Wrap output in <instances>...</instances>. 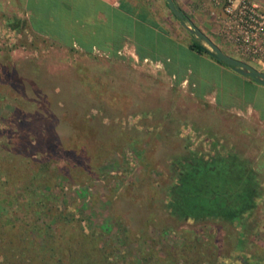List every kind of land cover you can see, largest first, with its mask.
<instances>
[{"label":"rangeland","instance_id":"1","mask_svg":"<svg viewBox=\"0 0 264 264\" xmlns=\"http://www.w3.org/2000/svg\"><path fill=\"white\" fill-rule=\"evenodd\" d=\"M163 1L168 31L185 43L198 39ZM10 2L0 1V180L7 181L0 186V259L12 244L17 261L70 262L80 244L69 236L81 227L93 234L96 254L88 256L96 264H264V178L252 167L254 154L241 151L247 141L238 136L233 114L215 103L231 100L233 90L247 94L243 75L158 40L180 64L188 61L206 75L200 88L215 84L201 95L190 76L170 72L161 60L129 56L127 47L104 56L31 31ZM239 2L178 6L224 52L264 70V0H245L262 15L253 22L236 13ZM45 5L52 33L67 37L72 30L85 44L100 38L97 23L96 35L88 34L92 0ZM159 6L153 4L161 16ZM237 154L254 170L253 203L232 216L174 211L170 191L184 162ZM62 212L66 219L57 217ZM32 237L52 250L21 255Z\"/></svg>","mask_w":264,"mask_h":264},{"label":"crops","instance_id":"2","mask_svg":"<svg viewBox=\"0 0 264 264\" xmlns=\"http://www.w3.org/2000/svg\"><path fill=\"white\" fill-rule=\"evenodd\" d=\"M7 1H11L10 3L20 7L23 14L22 17H24V21L31 31L61 43H70L71 41L72 44H76L82 50L93 54L95 51H98L99 55L104 56H108V54L113 55L119 49L127 47L129 56H133L134 54L136 57L142 59L161 60L167 64L165 66L168 67L170 72H180L190 76L194 85H196L197 92L201 95L209 91L212 93L216 87L215 84H210L208 87L204 85V87L200 88L199 81H203L206 75L198 68L193 67L188 61L180 64L179 61L168 53V51L170 52L169 49H166L164 46L163 48H160L158 45L156 46L158 40L174 48L181 47L187 49L202 62L216 67L219 70L230 72L229 69H232L229 66H227L229 69L226 68L224 64L216 61L209 54L191 48L189 46L191 41L185 43L173 33L169 32L168 28L164 25L166 17L168 16V10L159 6L160 0H92L96 6L91 10L88 17H85L89 18L93 25L90 27L88 34L96 35V23L101 27V33L99 35L100 38H91L90 42L86 44L77 41V36L72 38V30L66 31V37L64 33H52L48 29V26L52 23V15L44 12V9L48 8L45 5L47 0ZM34 1L40 2L34 6ZM173 1L175 5L181 6L180 3L185 0ZM163 2L165 3V0ZM153 4L159 6L161 16L156 15ZM165 6H167L166 3ZM0 9H5L2 3H0ZM115 20H117V23ZM74 22L78 23V25L82 24L75 20ZM114 22L119 26L115 34L113 28ZM173 23L177 25L175 22H172V25ZM98 40L102 42H98ZM232 71L234 70L232 69ZM238 78L244 84H247V94L245 90H239L240 93L238 94L237 91L233 90V92H229L231 94V100L225 98L223 100H217L215 103L220 109L233 114L235 118L234 125L238 131V136L244 139L246 138L245 140L247 141L246 148L241 151L254 154L253 156L251 155L252 167L257 173L262 174L264 178V85L255 82L246 75Z\"/></svg>","mask_w":264,"mask_h":264},{"label":"trees","instance_id":"3","mask_svg":"<svg viewBox=\"0 0 264 264\" xmlns=\"http://www.w3.org/2000/svg\"><path fill=\"white\" fill-rule=\"evenodd\" d=\"M176 7L178 6L176 5ZM189 46L199 52L207 53L215 59L210 54L208 47L198 39H192ZM216 61L227 65L222 61ZM249 164L250 160L248 158L238 154L231 157L217 155L209 159L198 157L194 162H184L183 167L179 168L176 182L170 191V205L175 212L186 217L190 215L196 218L210 215H235L245 208L246 205L253 203L250 199L251 194L249 193L251 191V185L254 184L252 181L254 170ZM3 173L4 171L2 172V170H0V174L2 175ZM4 182L0 180V186ZM54 209L59 211L57 208ZM23 215V221L27 222L28 216L26 214ZM59 216L66 219V214L64 212L57 217L59 218ZM9 224L11 225V222H9ZM52 236L53 238L58 239L55 237V234H52ZM32 238L35 239L31 243L25 245L21 249V252L19 251L21 255H33V251L36 250L35 253H39L38 256L42 257V254L46 252V248L47 250H52L51 248L53 246H42L37 242L36 237ZM69 238H72L77 244L79 243L80 248L77 249V252L75 253L76 255L74 254L72 257L70 256V262H63L64 264H96L94 261H91L88 256L89 254L93 255L95 253L94 249L89 245L94 239L91 231L84 232L81 227H79V232L76 233L73 231ZM79 239H81V241ZM14 247L15 246H12V244L5 247L6 254H3L2 252V260L0 259V264H5V261L8 264L7 260L9 259H7V257L9 255L12 257L13 264H30L27 260H16L14 256L16 255V251L13 252ZM37 248L41 251H38ZM70 249L72 252V247H70ZM96 252L98 253V251ZM98 254L99 258L103 257L102 252Z\"/></svg>","mask_w":264,"mask_h":264},{"label":"water","instance_id":"4","mask_svg":"<svg viewBox=\"0 0 264 264\" xmlns=\"http://www.w3.org/2000/svg\"><path fill=\"white\" fill-rule=\"evenodd\" d=\"M167 7L179 19V22L189 32L208 45L210 54L219 61L229 65L234 71L249 76L255 82L264 85V70H259L250 63L224 52L211 38L195 25L178 7L173 0H165Z\"/></svg>","mask_w":264,"mask_h":264},{"label":"built area","instance_id":"5","mask_svg":"<svg viewBox=\"0 0 264 264\" xmlns=\"http://www.w3.org/2000/svg\"><path fill=\"white\" fill-rule=\"evenodd\" d=\"M240 4L237 7V14L246 16V19L250 21H256L257 17H262V15L257 10V6L255 3H246L245 0H240ZM226 10H229V7H225ZM245 19V20H246ZM250 25L255 28V25L253 23H250Z\"/></svg>","mask_w":264,"mask_h":264}]
</instances>
